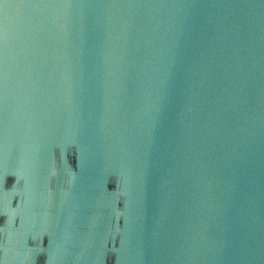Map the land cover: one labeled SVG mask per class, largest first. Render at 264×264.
I'll use <instances>...</instances> for the list:
<instances>
[{"label":"water","instance_id":"95a60500","mask_svg":"<svg viewBox=\"0 0 264 264\" xmlns=\"http://www.w3.org/2000/svg\"><path fill=\"white\" fill-rule=\"evenodd\" d=\"M0 264H264V0H0Z\"/></svg>","mask_w":264,"mask_h":264},{"label":"clouds","instance_id":"9594fccd","mask_svg":"<svg viewBox=\"0 0 264 264\" xmlns=\"http://www.w3.org/2000/svg\"><path fill=\"white\" fill-rule=\"evenodd\" d=\"M20 179H21V177H18L17 178V182H19ZM71 182H72V180L70 179L69 183H71ZM14 214H15V210L13 209V210H11V214L10 215H14Z\"/></svg>","mask_w":264,"mask_h":264}]
</instances>
